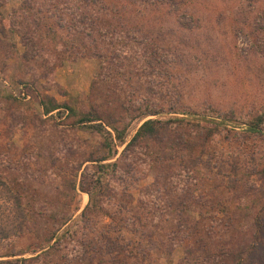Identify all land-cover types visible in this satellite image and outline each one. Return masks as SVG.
Listing matches in <instances>:
<instances>
[{"label":"rangeland","instance_id":"374dc122","mask_svg":"<svg viewBox=\"0 0 264 264\" xmlns=\"http://www.w3.org/2000/svg\"><path fill=\"white\" fill-rule=\"evenodd\" d=\"M2 3L7 22L14 11L42 21L41 54L30 58L19 34L0 22V175L31 216L24 234L2 244L0 260L31 257L43 244L54 245L56 264H235L217 255L224 251L264 264V217L254 221L264 198L250 196L246 209L242 199L264 178V132L249 129L264 112V0ZM70 11L86 18L82 32H72ZM9 39L17 51L8 50ZM44 95L76 103L77 113H106L126 142L107 125L112 136L75 126L64 108L47 114ZM148 107L162 113L142 116ZM158 116H185L193 148L144 141L139 161L127 163L124 149ZM102 157L108 182L100 208L85 217L91 199L80 182ZM5 197L0 190V228L16 213Z\"/></svg>","mask_w":264,"mask_h":264},{"label":"trees","instance_id":"16d2710c","mask_svg":"<svg viewBox=\"0 0 264 264\" xmlns=\"http://www.w3.org/2000/svg\"><path fill=\"white\" fill-rule=\"evenodd\" d=\"M59 1L62 0H56L57 5L61 7V3ZM65 1V0H63ZM73 1V0H70ZM82 1V0H78ZM85 1H92L97 2L94 0H83ZM76 3V1H74ZM2 0H0V22L3 23L2 31H4V26L6 28L10 27L14 32L19 34L21 38V43L26 47L27 58L39 56L41 54L40 49L37 47V35L39 30V25L41 24L42 18L35 16V21H31L28 17L21 16L18 11H14L13 14H11V17L9 18V21H5L4 15L1 11L2 6ZM25 3L24 5H26ZM75 5L71 6L70 9L75 10ZM24 7V6H23ZM29 7H31L29 5ZM32 8V7H31ZM69 15L72 16V22H71V29L72 32H82L84 30V27L82 25H85L86 18L82 17L81 15H78L75 11H70ZM79 19L80 21H77ZM12 39L7 40L6 47L11 49L12 47L17 51L18 45L17 43L11 42ZM13 41V40H12ZM12 43V44H11ZM12 48V50H13ZM14 50V51H15ZM13 54V53H12ZM12 54H9L7 57L12 56ZM41 104L44 107V111L49 114L55 110H60L61 108H64L68 110L69 114L71 116L75 117L74 125L75 126H81V125H89L90 128L94 129L96 132L101 134L103 137H105L106 133L112 136V133L107 129V126H110L114 131L117 133V139L119 140V144H124L126 141L124 140V132L119 131L117 127L112 124V121L109 120V116L106 113L99 114L96 109H91L88 113H77L79 111L76 103H60L56 99L51 98L48 95H44L41 99ZM162 113V110L160 109H151L148 107V110L146 112L142 113V116L145 117L149 115H160ZM185 113V112H184ZM109 122V123H107ZM115 122V119L114 121ZM107 125V126H105ZM186 127L187 129L185 131H182L183 127ZM205 123H197L196 127L203 128L205 127ZM249 129L254 133H263L264 132V112L254 117L249 122ZM188 123L186 122L185 116L184 117H173L170 119H162L159 118H150L143 122V124L139 127L136 134L132 138V140L128 143L126 148L124 149L123 155H125L126 159H128L126 162L129 161L134 162L139 161L140 157V147L142 142L144 141H151L154 143H157L159 145L163 142L165 138L168 139V146L167 149H176L179 150L181 148H185L190 150L189 148H193V144L191 145V142L189 141V138L191 133L189 132ZM186 132V133H185ZM187 137V138H186ZM183 145V147L181 146ZM190 145V147H188ZM139 155V158H138ZM149 155V154H148ZM181 158H184L183 155H180ZM150 157V155H149ZM138 158V159H137ZM106 157H102L99 161L100 163L97 164L96 170L92 172V176L90 180H86V176L90 175V171H84L82 177L84 178L80 182V188L82 191L88 192L90 194V203L87 206V208L83 211V216L86 217L88 214V211L94 210L95 212L100 208V205L96 203L97 195L101 192V188L107 184L108 181H106V177L108 176V172L110 171L111 165L102 163L103 161H106ZM174 160V159H173ZM87 161L95 162L97 160L95 159H89ZM183 168L180 169V176L183 178L185 176H189V170L188 167H186L185 161H181ZM131 165V164H130ZM123 170H126V172H129V167L127 168V165H125ZM264 174V173H263ZM260 181L262 182L261 186H254V190L252 191H246L242 196V199L245 200L243 207L249 208L251 205L248 201V198L250 196L259 195V198H264V178L261 177ZM184 184H179V188H182ZM98 188V189H96ZM73 189H77V182L73 184ZM0 190L6 196L5 198L10 201L14 209L16 210V213L12 218L10 219L8 217V220L6 223L8 225H4V227L0 228V247L2 244L10 240L14 237H18L27 230V225L31 219V216L29 215V211L26 208L23 197L21 195V192L19 189L13 186L12 182H7L2 178L0 175ZM102 194V193H100ZM255 204V201H254ZM142 208H146V204L142 205ZM251 208V207H250ZM255 208H257L255 206ZM254 209V208H252ZM251 209V210H252ZM259 209V208H257ZM250 210V211H251ZM260 211V212H259ZM258 213H255L254 221L257 222V224H262L261 220L262 217H264V206H262L259 209ZM262 213V214H261ZM261 217V219H260ZM258 229L260 227H257ZM256 236H260V232L255 233ZM56 237H53L49 240L50 243L55 241ZM58 239V238H57ZM56 239V241H57ZM55 241V242H56ZM54 242V243H55ZM54 245L45 246L40 245L38 249L31 250V252L34 254L31 257H17L18 255L12 253L10 255H6L7 259L0 260V264H56L52 260H50V250L53 248ZM26 253L28 251H25ZM219 256L223 257H229L233 256L236 261L235 264H242L244 253L236 252L230 253V252H220V254H217ZM4 256V255H3ZM1 256V257H3ZM210 257V255H209ZM207 257V259L209 258ZM217 261V260H216ZM219 264H224V262H220Z\"/></svg>","mask_w":264,"mask_h":264}]
</instances>
